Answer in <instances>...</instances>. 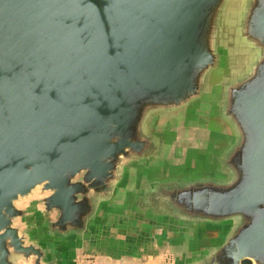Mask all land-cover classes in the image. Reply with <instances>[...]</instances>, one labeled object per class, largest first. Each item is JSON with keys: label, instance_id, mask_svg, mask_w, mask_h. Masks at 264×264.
<instances>
[{"label": "water", "instance_id": "obj_1", "mask_svg": "<svg viewBox=\"0 0 264 264\" xmlns=\"http://www.w3.org/2000/svg\"><path fill=\"white\" fill-rule=\"evenodd\" d=\"M194 114L217 144L147 173ZM158 228L264 264V0H0V264Z\"/></svg>", "mask_w": 264, "mask_h": 264}, {"label": "crops", "instance_id": "obj_2", "mask_svg": "<svg viewBox=\"0 0 264 264\" xmlns=\"http://www.w3.org/2000/svg\"><path fill=\"white\" fill-rule=\"evenodd\" d=\"M195 115L200 114H194L184 119L196 117ZM208 122L215 140L211 144H208L207 150L220 140L219 131L209 120ZM200 163L188 162V164L177 165L176 167L166 168L161 171L198 166ZM197 245L198 240L194 238L175 237L167 229L158 228L155 232V239L145 243L140 248L136 247L133 243H127L123 240L103 239L95 245H83L66 250H56V254L62 264H183Z\"/></svg>", "mask_w": 264, "mask_h": 264}, {"label": "rangeland", "instance_id": "obj_3", "mask_svg": "<svg viewBox=\"0 0 264 264\" xmlns=\"http://www.w3.org/2000/svg\"><path fill=\"white\" fill-rule=\"evenodd\" d=\"M177 122L165 125L171 137L170 149L163 164L150 169L147 173L161 171L177 165L200 163L203 160L208 144L214 142V134L210 131L208 118L204 114L195 115ZM38 195L20 202L21 206L31 204ZM37 209L31 220L32 225H37L41 219Z\"/></svg>", "mask_w": 264, "mask_h": 264}]
</instances>
